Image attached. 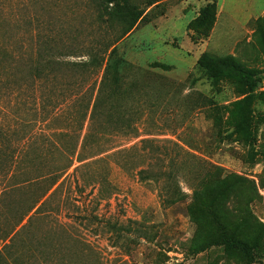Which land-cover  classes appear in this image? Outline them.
Instances as JSON below:
<instances>
[{
  "label": "rangeland",
  "instance_id": "rangeland-1",
  "mask_svg": "<svg viewBox=\"0 0 264 264\" xmlns=\"http://www.w3.org/2000/svg\"><path fill=\"white\" fill-rule=\"evenodd\" d=\"M128 1L132 28L93 0H0V264H264V0ZM110 56L127 70L95 112L103 73L72 63ZM37 57L40 79H11ZM226 175L247 248L213 245Z\"/></svg>",
  "mask_w": 264,
  "mask_h": 264
},
{
  "label": "trees",
  "instance_id": "trees-1",
  "mask_svg": "<svg viewBox=\"0 0 264 264\" xmlns=\"http://www.w3.org/2000/svg\"><path fill=\"white\" fill-rule=\"evenodd\" d=\"M98 5L102 6V12L109 20L122 21L132 28L140 20H144V11L137 9L134 5H131L128 0H93ZM106 10V11H105ZM115 54V49L111 51V56ZM91 57L88 61L82 63H72L74 69H93L96 73L102 71V79L100 84V90L97 100L94 104L95 112L106 102H115L116 97L121 89L124 73L127 70L128 63L122 57ZM3 61V59H2ZM49 63V62H47ZM1 64V62H0ZM26 67V72L21 66L11 67L14 68V72L11 74V79L22 78L26 79V76L32 80L36 78L40 79L41 75L45 74L48 68L46 64L42 63L37 57L35 60H28L21 62ZM2 65V64H1ZM0 65V66H1ZM198 65L204 68L213 77H232L241 86L248 89H255L262 83V76L258 73L252 72L245 68L241 63L234 58H213L206 55H202L198 59ZM48 67V66H47ZM18 77V78H17ZM19 80V79H18ZM17 85V83H16ZM15 82L12 80L7 81L8 96L10 97V103L15 104L19 98V88L16 87ZM14 102V103H13ZM144 170L139 171V175H143ZM222 174V173H221ZM230 176H223L218 179L217 191L212 190V194H215V198H218L215 203H207L204 205V210L207 219L210 223L211 237L214 239V246L222 245L227 248L230 245H238L243 248H247L240 239L238 228L240 225H236L231 220L230 211L227 208L228 202V185ZM194 205L191 207L193 208ZM245 218L242 220L244 221Z\"/></svg>",
  "mask_w": 264,
  "mask_h": 264
}]
</instances>
